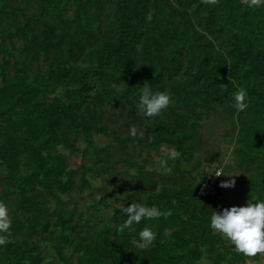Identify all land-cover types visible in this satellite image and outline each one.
<instances>
[{"label": "trees", "instance_id": "16d2710c", "mask_svg": "<svg viewBox=\"0 0 264 264\" xmlns=\"http://www.w3.org/2000/svg\"><path fill=\"white\" fill-rule=\"evenodd\" d=\"M145 83L174 99L162 115L138 110ZM210 117L232 136L233 168L246 177L239 198L264 199V6L0 0V200L12 219L0 264L254 261L209 225L212 209L229 207L220 184L234 169H221L213 196L198 195L218 170L201 168ZM162 145L181 153L170 172L156 163ZM86 191L101 198L80 207L72 196ZM131 202L170 214L121 233ZM146 224L157 239L142 249Z\"/></svg>", "mask_w": 264, "mask_h": 264}, {"label": "clouds", "instance_id": "9594fccd", "mask_svg": "<svg viewBox=\"0 0 264 264\" xmlns=\"http://www.w3.org/2000/svg\"><path fill=\"white\" fill-rule=\"evenodd\" d=\"M250 6H264V0H250ZM246 101L247 91L244 88L238 89L234 94L235 107L240 111L245 110L248 106ZM174 103L175 101L168 91L154 90L149 83L140 87L137 108L147 117L162 115ZM130 134L133 136L138 134L135 126L131 127ZM139 135L143 136L144 132L141 131ZM161 147L163 155L158 160V167L163 172H170L169 160H175L181 156V153L175 148H167L163 145ZM227 176L235 177L237 175ZM234 186V178L222 181L220 184L222 188ZM123 213L126 218L118 226V231L121 233L125 230H132L134 223L139 225L142 221L155 220L170 214L162 211L155 204L145 205L138 202H131L128 207H124ZM209 225L244 256L252 258L264 255V199L256 201L250 199L244 206L225 207L222 211L212 209ZM11 230L12 219L9 214V205L0 200V245L8 241ZM138 237V246L142 249H149L154 245L157 233L146 224L138 231Z\"/></svg>", "mask_w": 264, "mask_h": 264}, {"label": "rangeland", "instance_id": "374dc122", "mask_svg": "<svg viewBox=\"0 0 264 264\" xmlns=\"http://www.w3.org/2000/svg\"><path fill=\"white\" fill-rule=\"evenodd\" d=\"M204 127L206 128L205 132L203 133V137L205 140L209 142V145L211 149H209V153H211V156H204L201 160V168H204L207 172H213L215 170V174L213 177H218L215 175H219L221 172V169L224 167L233 168V155H232V149L234 148V143L231 141L232 136L226 135L225 133L228 132L227 127H225L220 120H217L214 117H210L205 123ZM95 141L97 144H102L101 138H95ZM205 150V149H204ZM162 153V149L159 151ZM68 159L70 163L76 165L78 160L70 158L68 156ZM158 162V159H156V163ZM74 165V166H75ZM121 169H125L124 167ZM234 169V168H233ZM234 175H237L235 177L227 176L224 181L235 179V186L231 188H224V195L223 199L225 203L229 206H244L248 200L240 199L238 196V193L240 189L242 188V181L246 179V177L240 176V173L237 169L232 170ZM230 175V174H229ZM233 175V174H231ZM102 183L101 181L94 180L92 181V187L95 188L97 186H100ZM110 190H115L114 186H109ZM88 193L90 191H86L84 193H81L80 196L78 194H73L72 198L76 201H78V204L80 207L85 204H90L92 201H98L101 197L99 193H92V196H90ZM106 212L102 210V215H104ZM231 247V243L229 244ZM247 264H264V255H258L254 261L248 262Z\"/></svg>", "mask_w": 264, "mask_h": 264}, {"label": "built area", "instance_id": "2783aa9c", "mask_svg": "<svg viewBox=\"0 0 264 264\" xmlns=\"http://www.w3.org/2000/svg\"><path fill=\"white\" fill-rule=\"evenodd\" d=\"M214 176V175H213ZM210 177L208 180H206L203 185L198 190V195L200 197H209L213 196L215 194V183L217 180V177Z\"/></svg>", "mask_w": 264, "mask_h": 264}]
</instances>
